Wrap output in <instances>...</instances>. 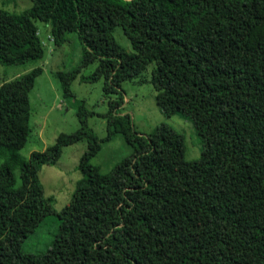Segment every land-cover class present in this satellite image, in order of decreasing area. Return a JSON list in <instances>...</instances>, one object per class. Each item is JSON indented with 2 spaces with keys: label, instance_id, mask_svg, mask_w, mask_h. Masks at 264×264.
<instances>
[{
  "label": "trees",
  "instance_id": "1",
  "mask_svg": "<svg viewBox=\"0 0 264 264\" xmlns=\"http://www.w3.org/2000/svg\"><path fill=\"white\" fill-rule=\"evenodd\" d=\"M29 1L21 12L0 7V65L43 58L35 20L50 25L56 45L74 33L80 66L56 73L64 98L95 61L88 80L103 79L106 97L122 81H149L165 116L193 123L201 152L186 160L183 134L165 124L137 131L118 112L121 91L109 100L105 138L87 126L91 112L80 101L81 127L24 158L29 93L43 69L1 81L0 264H264V0ZM117 133L132 153L102 173L90 159ZM83 140L82 178L53 240L43 252L22 251L52 201L41 167Z\"/></svg>",
  "mask_w": 264,
  "mask_h": 264
},
{
  "label": "rangeland",
  "instance_id": "2",
  "mask_svg": "<svg viewBox=\"0 0 264 264\" xmlns=\"http://www.w3.org/2000/svg\"><path fill=\"white\" fill-rule=\"evenodd\" d=\"M29 6V0H0V7L11 12H21ZM35 24L45 49L43 58L24 64L0 65V82H7L36 66L43 69L29 93L30 131L25 145L20 149L22 157L28 158L32 151H43L55 142L60 133L77 131L81 127L77 114L80 101L91 112L86 118L87 126L98 139L105 138V114L109 111V100L118 98L121 91L123 103L118 112L129 114L137 131L148 134L157 126L165 124L183 134L186 160H195L200 156L201 142L193 123L178 114L165 116L156 103V92L149 81H139L137 78L122 81V90L106 97L103 93V79L88 80L96 68L95 61L79 69L77 77L70 83L73 97L64 98L56 73L72 71L80 66L81 43L76 34L69 33L67 41L56 45L50 35V25L39 20H35ZM113 35L124 51H131L129 40L120 27L114 29ZM145 76L148 77V73ZM86 148V140L64 146L54 165L41 167L39 179L43 194L51 197L52 201L47 209V217L23 240L22 251L43 252L53 240L58 229L57 214L71 201L76 185L82 178L78 163ZM131 153L132 148L117 133L109 141L101 142V149L90 159V163L105 173Z\"/></svg>",
  "mask_w": 264,
  "mask_h": 264
}]
</instances>
